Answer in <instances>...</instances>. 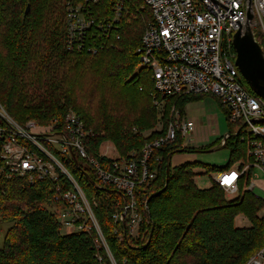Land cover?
Here are the masks:
<instances>
[{"label": "trees", "instance_id": "16d2710c", "mask_svg": "<svg viewBox=\"0 0 264 264\" xmlns=\"http://www.w3.org/2000/svg\"><path fill=\"white\" fill-rule=\"evenodd\" d=\"M119 1L123 8L116 28L103 37L96 25L111 24ZM67 2L80 6V13L94 21L87 46L95 48V54L66 51ZM27 4L30 9L25 14ZM151 19L143 0H0V48L10 53L9 58L0 56V105L20 126L34 121L62 127L72 110L95 134L92 149L110 141L122 157L135 152L139 161L144 147L164 136L173 106L182 117L186 104L204 97L167 99L163 112L154 106L151 73L141 67L136 53ZM51 60L64 67L74 60L71 75L61 77V83L89 92L87 100L96 96L91 114L77 109L75 98L59 95L62 85L51 79ZM29 62L35 65L33 70ZM0 126H5L1 118ZM182 144L177 138L152 150L147 169L155 178L135 191L140 229L136 237L123 235L122 240L115 230L123 227L112 220L120 196L110 187L95 190L91 170L84 169L85 177L73 160L54 152L87 198L96 202L93 213L105 248L94 230L61 233L53 212L61 206L54 202L51 183L38 180L29 185L23 178L10 177L0 141V229L2 224L10 225L0 241V264H246L264 248V213L259 215L264 202L248 192L227 201L214 183L198 189L197 162L171 166L174 155L189 151ZM226 147L227 166L206 167V173L225 171L245 155L237 136L227 140ZM238 216L247 219L250 227H237Z\"/></svg>", "mask_w": 264, "mask_h": 264}, {"label": "built area", "instance_id": "2783aa9c", "mask_svg": "<svg viewBox=\"0 0 264 264\" xmlns=\"http://www.w3.org/2000/svg\"><path fill=\"white\" fill-rule=\"evenodd\" d=\"M143 2L152 19L145 27L136 53L141 67L151 73L154 106L163 112L165 101L170 98L188 95L216 98L226 112L228 123L237 128L235 135L226 134L220 145L224 147L227 140L237 136V141L245 148V155L229 169L214 173L212 181L228 199L248 192L264 202V196L259 197L255 193L258 189L264 194V187H259L255 181L259 173L264 180V101L243 84L234 64L236 54L232 46V37L245 26L249 11L253 16L249 26L264 52V0ZM122 8V2H117L111 24L96 25L101 30V36L108 37L109 31L116 28ZM65 22L66 51L95 54L96 49L87 46L88 32L95 23L80 13V6L73 7L67 2ZM0 118L5 123L4 127L0 126L1 159L10 177L23 178L29 185L38 180L49 181L54 202L61 206L53 208L61 233H89L94 230L97 241L105 248L93 213L96 202L87 198L54 152L76 160L85 173V168L79 163L82 161L95 177L92 182L95 190L110 187L120 196L121 202L117 203L118 210L112 215V220L123 227L115 230L119 240H122L123 235H138L142 216L137 209L135 191L142 183L155 178L147 169L152 150L173 143L177 138L183 141L181 147L186 150H189L186 143L193 148L204 143V137L196 133L194 121L181 117L174 106L172 120L164 136L147 144L139 161L135 152L122 157L110 141L92 149L95 134L85 128L81 118L72 110L65 115L62 127L55 122L39 126L34 121L20 126L1 105ZM213 118L217 124L216 116ZM208 122L209 118L204 127L213 128L211 120L209 125ZM84 176L87 177V174ZM246 264H264V248Z\"/></svg>", "mask_w": 264, "mask_h": 264}, {"label": "rangeland", "instance_id": "374dc122", "mask_svg": "<svg viewBox=\"0 0 264 264\" xmlns=\"http://www.w3.org/2000/svg\"><path fill=\"white\" fill-rule=\"evenodd\" d=\"M29 5V4H27ZM27 7V6H26ZM30 9V5H29ZM42 56L43 53H41ZM0 56L1 58H9L10 53L8 50H2L0 48ZM67 66H61L56 63L55 60L50 61V70H51V79H58L59 83H61V77L68 78L72 73L71 65L74 64V60H71ZM27 66H30L31 70L34 69L35 65L32 64V62H29ZM34 74V72H31V75ZM28 74L27 76H29ZM34 76V75H33ZM61 90L59 92V95L65 96V97H72L75 98L76 101V107L77 109H86L91 114V109H93L96 106L97 99L96 96H93L92 99H88L89 92H78L75 85H69L66 83H61ZM246 86V85H245ZM94 100V101H93ZM186 110L184 112L185 117L188 116L190 118H196L197 121H200L203 123L204 126L207 125V120L209 118L208 125L211 123L213 125V128H208L206 130H203L201 132L202 137H204V143L202 145H198L196 148H193L189 143H186V146L188 147L189 151L186 153H178L174 155L173 161L176 160V158H182L187 159L186 161L192 160V162H197L198 167L194 169L195 177L194 182L198 189L205 190L209 189L212 184V173H206V167H217V168H225L229 162V148H221L220 145L221 139L226 135L231 133L232 135H235L237 132V128L234 125H231L228 123V120L226 118V115L224 113L223 108H221L220 102L214 98V97H208L204 96L202 99L198 101H193L185 106ZM102 109V107H101ZM71 111V110H70ZM214 116L217 118V124L214 123ZM157 130L160 129V125L156 126ZM103 134V133H101ZM200 143V142H199ZM198 144V143H197ZM80 164L85 169H88L85 164L80 161ZM257 185L259 187H264V180L263 175L259 173V177L255 179ZM256 195L259 197H263L264 194L260 190H256ZM224 198L227 201H232L233 199H228L226 197V194L223 192ZM264 213V210H262L259 215L261 216ZM238 220H236V226L239 228H247L250 227V222L245 219L244 217L238 216ZM9 224H2L0 232V241L3 239L6 230L9 228Z\"/></svg>", "mask_w": 264, "mask_h": 264}, {"label": "water", "instance_id": "95a60500", "mask_svg": "<svg viewBox=\"0 0 264 264\" xmlns=\"http://www.w3.org/2000/svg\"><path fill=\"white\" fill-rule=\"evenodd\" d=\"M28 12L29 5L26 7L25 14ZM252 19L253 16L248 11L245 26L235 32L232 37V46L236 54L234 64L246 87L264 101V52L255 41L249 26ZM74 161L76 167L83 172L77 161Z\"/></svg>", "mask_w": 264, "mask_h": 264}, {"label": "crops", "instance_id": "0c3cea01", "mask_svg": "<svg viewBox=\"0 0 264 264\" xmlns=\"http://www.w3.org/2000/svg\"><path fill=\"white\" fill-rule=\"evenodd\" d=\"M185 110H186V108H185ZM185 117L186 118H188V119H192L193 121H194V123H195V127H196V129H197V131H196V133H197V135H202L201 134V132L203 131V130H206V128L204 127V125H203V123L201 122V120L200 121H197V119L196 118H190V117H188V116H186L185 115ZM173 158L174 157H172V159H171V166L172 167H176V166H179V165H181V164H184V163H191L192 162V160H188V161H186L185 159H182V158H176V160H174L173 161ZM241 217V216H240ZM238 218L239 217H237L236 219H235V224H236V220H238Z\"/></svg>", "mask_w": 264, "mask_h": 264}]
</instances>
